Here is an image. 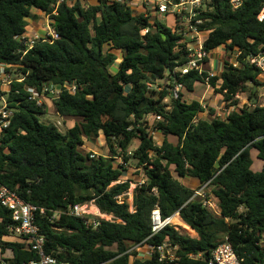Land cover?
I'll return each mask as SVG.
<instances>
[{
  "label": "trees",
  "instance_id": "obj_1",
  "mask_svg": "<svg viewBox=\"0 0 264 264\" xmlns=\"http://www.w3.org/2000/svg\"><path fill=\"white\" fill-rule=\"evenodd\" d=\"M55 3L0 0V64L13 65L9 71L23 78L13 82L6 94L13 117L0 137V185L45 210L47 217L38 216L37 225L47 240L46 253L73 264L110 260L163 264L156 256L148 261L132 259L125 254L126 247L168 242L177 248L178 264H208L212 250L227 238L247 263L264 264V247L258 245L264 235V105L254 90L262 86L259 72L248 61L264 49V18L258 19L264 0H246L235 11L229 0L205 1L197 17L198 29L208 34L204 49L240 52L237 67L226 63L224 72L208 81L207 72L192 69L181 75L177 70L189 52L176 24L167 27L113 0H97V5L88 7L79 0L63 2L53 15ZM34 10L50 15L59 39L39 41L28 49L21 37L27 20L35 17ZM118 53V71L111 74ZM160 81H166L165 89L157 86ZM71 83L79 89L75 94L64 91L55 100L57 115L81 122L63 134L54 124L39 120L46 107L30 100L27 89L40 93L47 86L63 89ZM176 84L182 85L178 97L173 95ZM206 84L223 96L228 109L237 107L236 96L241 93L250 92L249 98L257 102L233 109L225 118L209 110L212 118L202 119L206 107L184 97ZM168 98L170 105L164 104ZM151 131L162 134L161 145L155 144ZM100 133L111 156L83 155L84 139ZM136 139L138 146L130 154ZM252 150L263 163L260 171L252 169ZM118 157L127 165L135 160L146 178L134 190V212L128 204L117 203L116 198L130 189V180L124 179L126 166L116 164ZM173 173L200 185L209 183L220 216L204 208L200 198L191 199L194 189ZM90 201L119 222H102L93 230L78 218L49 220L56 211ZM156 207L163 219L178 212L197 237L166 226L150 238ZM14 225L11 211L0 204L1 260L8 264L37 260L23 243L5 238Z\"/></svg>",
  "mask_w": 264,
  "mask_h": 264
},
{
  "label": "built area",
  "instance_id": "obj_2",
  "mask_svg": "<svg viewBox=\"0 0 264 264\" xmlns=\"http://www.w3.org/2000/svg\"><path fill=\"white\" fill-rule=\"evenodd\" d=\"M70 0H56L53 5L54 11L52 14H56L57 7L63 2H69ZM117 2L127 3L130 6L132 0H113ZM206 0H180L178 3H172L170 0H141L142 12L140 13L145 18L151 20L162 21L164 17L168 14H174L177 16L178 21L176 23L177 33L181 36L183 42L188 43V60L187 62L179 67L177 70L181 75L187 74L190 70H197L199 73L204 72L203 66L208 59L210 52L204 49L205 39L202 36V32L198 29V25L201 24V20H198L202 6ZM246 0H229L232 10H238ZM264 18V8L260 13L258 19L261 21ZM48 32L49 34L45 37L33 36L30 39L25 37V34L21 39L25 40V44L28 49H31L39 41H47L53 43L55 40L59 39L58 33L51 26L52 20L50 15H48ZM148 30H143L142 34H146ZM224 48V47H221ZM226 51V49L224 48ZM27 51V50H26ZM26 51L24 53H26ZM230 56L229 65L233 67L238 66L237 58L240 52H227ZM235 57V61H232V57ZM249 63L254 66L259 72V78L264 83V49L261 50L256 55L248 57ZM14 66L10 64H0V137L2 132L10 126L11 119L13 117V111L8 108L7 96L13 82H21L23 78L18 77L9 70L13 69ZM208 73V78L217 76L214 72L210 71ZM208 85V84H207ZM211 87V86H210ZM182 85L176 84L173 89L174 97H178V93L181 90ZM79 89V85L76 83H71L66 85L63 89L54 87H45L39 93L34 88H28L30 94L29 99L36 101L38 106H42V98L49 97L54 101L59 98L62 92L67 91L70 94H75ZM238 97V95L236 96ZM203 105V104H202ZM205 108L206 106L203 105ZM231 110H227L224 118L229 114ZM157 119H160L158 117ZM151 119L149 118L148 121ZM156 131H151V135L154 138ZM131 154V153H130ZM98 157L96 154H90V158L94 159ZM119 164H123L127 167V164L123 163L121 158H118ZM139 170H142L141 168ZM143 173V170H142ZM121 182V181H120ZM125 182V181H122ZM146 183L145 175L142 174L137 182H132L130 180V189L119 195L117 203L128 204L130 212H134L133 197L134 190L137 186H141ZM153 193L156 195V189H153ZM200 198L201 203L204 208L216 216H220V210L218 207L217 200L211 194V189L209 183L198 186L194 189V193L191 199ZM0 204L5 208L9 209L12 213V220L14 226L10 228V235L5 236L6 239H15L24 244L26 250L34 252L37 254L38 259L28 262H23L21 264H73L68 261L58 260L56 257L46 253V243L47 240L45 236L41 233L39 226L37 225V217L45 216L46 212L44 209L39 208L35 205L23 201L14 191H11L7 187L0 185ZM175 215H179L177 212ZM173 215V216H175ZM60 216H68L73 218L81 219L84 224L93 230L97 229L102 222L115 223L119 222L112 214L101 212L96 206L94 201H90L84 204H74L69 205L66 209L56 211L53 216L49 218L51 222L58 220ZM172 216V217H173ZM163 219L160 210L156 207L151 215L152 220V234L150 238L158 233H160L166 226L174 227L177 231L178 226L170 224V218ZM195 238V237H192ZM258 245L264 247V235L261 236ZM126 253L131 256L132 259L140 261H148L153 259L155 256L158 261L163 264H178L179 258L176 256V247L171 246L170 243L165 242L160 245H150L145 241L139 244H128L126 247ZM194 256L191 255V258ZM0 264H8L4 261H0ZM101 264H112V260L101 263ZM208 264H249L246 261V257H241L238 255L237 251L234 249L230 241L225 238L220 241L216 247L212 250L211 257Z\"/></svg>",
  "mask_w": 264,
  "mask_h": 264
},
{
  "label": "crops",
  "instance_id": "obj_3",
  "mask_svg": "<svg viewBox=\"0 0 264 264\" xmlns=\"http://www.w3.org/2000/svg\"><path fill=\"white\" fill-rule=\"evenodd\" d=\"M77 0H70L69 2L74 3ZM81 5L83 7H88L90 5H97V0H79ZM131 8L134 11V14H140L142 12V4H141V0H132L131 2ZM33 15L35 17L33 18H29L27 20L28 22V26L26 28V33H25V37L27 39H30L33 36H39V37H45L46 35L49 34L48 32V14L42 12V11H37L34 10L33 11ZM100 20V17H99ZM203 38L206 39L208 37L207 33H203L202 34ZM222 51L220 52H216V57L214 58L213 56H211V52L210 55L208 57V59L206 60L204 66H203V71L204 72H214L217 76H220L222 72H224L225 70V64L229 63V60L231 59L229 54L226 53V51L224 50V48H221ZM121 55V53H120ZM230 58V59H229ZM121 61V59H120ZM231 61V60H230ZM232 61H235V57H232ZM114 71V73H116L118 71V66H114L111 67ZM260 83H263L260 78H258ZM220 86V82L217 84V88H219ZM129 88V86H128ZM259 90L264 93V86L258 87ZM262 95V94H261ZM264 96V95H263ZM239 99H242V97H236ZM186 102H191V101H199L201 104H203L204 106H206L205 112H203L200 117L202 119H210L212 118V115H210L209 110L214 111V115L218 116L220 118H224V114H226L227 110H233L236 108H240L239 106L237 107H231V108H227L225 105V102L223 101V96L219 93H216V91L214 89H212L209 85L206 84L204 91H202V94L200 95V97L195 96V95H190V96H185L184 97ZM43 104L46 107L47 112L49 113H54L57 115V110H56V106H55V101L52 98L49 97H43L42 99ZM246 99L242 100L241 104H245L246 103ZM259 101V100H258ZM257 102V99L253 100V103ZM264 105V103L262 104V106ZM221 110H225L224 114ZM223 115V116H221ZM64 118V117H63ZM89 141L93 140V137L90 138H86ZM94 139H96L98 142L97 144L100 147H103V150L100 151V149L96 146L93 147H89L88 150H90L91 152L96 153L99 156H105V157H110L111 153L109 148L107 147L104 137L102 135V133L99 134L98 137H94ZM154 142L156 145H161L164 137L162 136V134L158 133L157 131L154 134V138H153ZM85 140H84V145L83 147H85ZM101 153V154H100ZM109 154V155H108ZM125 173H128V171H126ZM124 173V174H125ZM130 176H126L124 175V179L129 180ZM183 185H185L188 188L196 189L198 186H200V184L191 178H181V180H179ZM7 240H12V241H16L15 239H7ZM6 256V255H5ZM10 255L6 256L9 257ZM0 261H1V257H0Z\"/></svg>",
  "mask_w": 264,
  "mask_h": 264
},
{
  "label": "rangeland",
  "instance_id": "obj_4",
  "mask_svg": "<svg viewBox=\"0 0 264 264\" xmlns=\"http://www.w3.org/2000/svg\"><path fill=\"white\" fill-rule=\"evenodd\" d=\"M163 24H165L167 27H173L175 24H176V18H175V15L174 14H168L164 17V19L162 20ZM222 51L221 50V47L215 49L214 51L211 52V56H213L214 58L217 56L216 55V52H220ZM120 59H121V55L120 53L117 54V60L111 65V67H114V66H118L119 65V62H120ZM110 67L109 71L111 74H115L113 69ZM15 77V75H13ZM165 85H166V81H160L157 83V86H161L162 89H165ZM262 86H264V83H262ZM258 87H261V86H256L254 88L255 93L257 94L258 96V100H259V104L262 105L264 103V93H262ZM204 91V88H198L197 89V92L195 94H189L187 96H190V95H195V96H198L200 97V92ZM262 94V95H261ZM251 95L250 92H246V93H241L239 94V97H242V99H239L237 98V102H238V105L240 108H243L245 106H251L253 104V101L249 98V96ZM247 100L245 104H241L242 100ZM185 100V99H184ZM164 104H167V105H170V99H165L164 100ZM224 114L225 110H221ZM225 115V114H224ZM223 116V115H221ZM38 118L41 122L43 123H49V124H54L55 126L58 127V129L60 130V132H62L63 134H65L70 128H72L75 124H77L78 122H81V119L80 118H63V117H60L54 113H45V114H40L38 115ZM151 120L153 118H150ZM85 140V144L86 146L85 147H82L80 149L81 153L85 156H90V154L94 153V152H91L90 150H88L89 147H93V146H96L100 149V151L103 150V147H100L98 144H97V140L94 139L93 137V140L92 141H89L88 139H84ZM138 146V140H134L132 143H131V146L130 148L128 149L129 153H133L136 149V147ZM96 154V153H94ZM101 154V153H100ZM97 155V154H96ZM109 155V154H108ZM251 155H252V159H253V166H252V169L253 171H260L262 168H263V163L262 161H260L257 156H256V152L255 150H252L251 152ZM99 156V155H97ZM119 158V157H118ZM118 158H116V164H119V160ZM128 173H125L126 176H130L129 177V180H131L132 182H137V180L141 177V175L143 174L142 173V170H139L136 166V161L131 159L129 162H128V165L126 167ZM173 176L175 179L177 180H181L180 177H178L175 173H173ZM178 230L180 233L182 234H185V235H188L190 237H197V234L196 232L195 233H191L190 231H188L187 229L185 228H181L178 226ZM6 256L10 255V252L7 251ZM0 257H1V254H0Z\"/></svg>",
  "mask_w": 264,
  "mask_h": 264
},
{
  "label": "bare ground",
  "instance_id": "obj_5",
  "mask_svg": "<svg viewBox=\"0 0 264 264\" xmlns=\"http://www.w3.org/2000/svg\"><path fill=\"white\" fill-rule=\"evenodd\" d=\"M170 224L171 225H176L179 226L181 228H185L188 231H190L191 233H194L190 228H188L181 220L180 217L178 215L173 216L172 218H170Z\"/></svg>",
  "mask_w": 264,
  "mask_h": 264
}]
</instances>
